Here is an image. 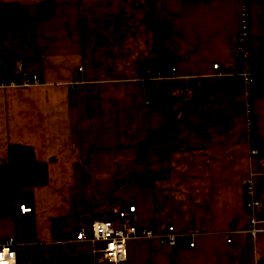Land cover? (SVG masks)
<instances>
[{"label":"crops","instance_id":"crops-1","mask_svg":"<svg viewBox=\"0 0 264 264\" xmlns=\"http://www.w3.org/2000/svg\"><path fill=\"white\" fill-rule=\"evenodd\" d=\"M3 1L20 19L6 49L40 82L0 85V164L21 143L46 166L0 214V238L22 242L15 264H92L98 243L70 236L125 203L138 225L177 236L128 239L127 264H264V233L240 231L245 178L264 197L263 159L249 154L264 147V0ZM2 53L0 35V79ZM146 62L162 75L143 82ZM166 121V139L146 145Z\"/></svg>","mask_w":264,"mask_h":264},{"label":"built area","instance_id":"built-area-1","mask_svg":"<svg viewBox=\"0 0 264 264\" xmlns=\"http://www.w3.org/2000/svg\"><path fill=\"white\" fill-rule=\"evenodd\" d=\"M240 29L236 35L237 51L241 53L243 47V37L247 32V19L244 6L241 7ZM6 67L0 85H21L28 86L29 84H36L40 82L39 75L36 72H26L21 68L19 59L15 56H10L7 59ZM215 68L216 64H212ZM168 74H172L174 67L169 65L166 67ZM239 72L243 77L245 94L247 97L250 93L251 75L245 70L243 65L240 66ZM163 69L146 67L143 69L141 75L142 81H146L153 77H160ZM250 126V120H248ZM250 155H259L263 159L264 174V147L258 149L252 147L249 149ZM251 176L245 178V185L243 187V202L244 207L249 210L248 222L240 231H246L254 237L257 232L264 233V197H255L252 193L250 185ZM106 214L101 217H91L82 224L70 236L74 240H86L92 243H98L92 246L91 253H93L92 264H127V253L125 252L126 242L130 238L145 237L153 238L159 244H173L176 240V235L173 231L166 229L163 232H157L154 229L140 226L135 222L134 212L135 208L132 203H125L121 205H110ZM20 212L28 210V207L19 205ZM192 242H189L191 245ZM22 242L14 239L11 236H4L0 238V264H15V253L21 248Z\"/></svg>","mask_w":264,"mask_h":264},{"label":"trees","instance_id":"trees-1","mask_svg":"<svg viewBox=\"0 0 264 264\" xmlns=\"http://www.w3.org/2000/svg\"><path fill=\"white\" fill-rule=\"evenodd\" d=\"M19 23L18 4L14 1L0 0V35L3 59L13 55H10L8 49H6L5 42L18 30ZM158 40L159 37H155L153 41L156 50H159ZM162 66L163 64L153 62L143 63L139 66V74L142 75L143 69L146 67L161 69ZM254 78L261 81V92L264 93V74H257ZM166 135L167 121L162 127L150 132L144 143L146 145L162 143L166 139ZM6 153V161L0 164V214L12 211L17 200V193L21 187L46 182V166L43 162L35 159L31 147L21 143L8 144Z\"/></svg>","mask_w":264,"mask_h":264}]
</instances>
